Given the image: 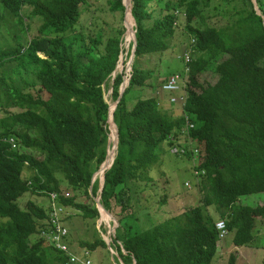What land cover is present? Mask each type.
Wrapping results in <instances>:
<instances>
[{
	"label": "trees",
	"instance_id": "obj_1",
	"mask_svg": "<svg viewBox=\"0 0 264 264\" xmlns=\"http://www.w3.org/2000/svg\"><path fill=\"white\" fill-rule=\"evenodd\" d=\"M90 1L0 0V264H66L63 251L42 236L53 228L52 192L69 208L67 228L74 209L97 226L99 179L93 177L108 154L106 87L119 99L113 110L119 143L100 201L117 218L121 263L212 264L229 233L233 244L247 246L264 220V201L243 202L264 192V1L257 0L258 14L253 0H132L137 46L128 72L117 71L127 31L124 0H108L107 35L103 29L77 34L79 23L95 17ZM212 10L227 22L214 24ZM180 31L190 36L183 44L194 40L181 50L183 67L154 84V70L138 59L166 52ZM129 48L131 54L133 41ZM174 75L185 82L184 98L164 88ZM145 86L157 87L154 93L168 95L172 111L183 113L170 115L154 96L129 103L131 92ZM167 150L192 164L201 198L142 226L129 210L133 193L166 179L159 165ZM27 194L48 196L49 203L29 197L24 208ZM221 219L224 238L216 227ZM99 245L106 246L101 236L72 250L87 249L91 258ZM228 264H237L236 254Z\"/></svg>",
	"mask_w": 264,
	"mask_h": 264
},
{
	"label": "rangeland",
	"instance_id": "obj_2",
	"mask_svg": "<svg viewBox=\"0 0 264 264\" xmlns=\"http://www.w3.org/2000/svg\"><path fill=\"white\" fill-rule=\"evenodd\" d=\"M130 1V0H129ZM128 0H124V2L128 3ZM264 1V0H263ZM90 10L93 12L95 17L93 19L85 20L79 23V28L75 32L80 34L81 31L87 33L88 35H94L97 30L103 29L106 30V35L109 25H106V19H109L108 15V0H91L89 2ZM225 8V7H223ZM210 15L212 16L213 23L217 25H221L227 22L226 18L223 17L220 10H212ZM127 18V19H126ZM229 18V16L227 17ZM111 19V18H110ZM130 22V18H129ZM113 23V22H112ZM111 23V25H112ZM123 23L126 24L129 28L128 31L125 32L124 37V47L125 50L122 52L120 56V61L118 63V70L122 71L123 68L128 67L127 72L132 69V64L134 62V55L128 53L130 49V44L132 43L135 36V26L136 23L134 21V30L132 28L133 25L128 24V15L123 19ZM105 24V25H104ZM131 26V27H130ZM35 30H38L37 26H34ZM131 29V30H130ZM129 31H131L132 35H130ZM184 31V30H182ZM186 37H190L188 34H183L181 31L177 33V36L174 38L172 42V46L170 49L166 50V52L162 54H149L144 55L140 59H138L139 63L146 68H150L154 70V76H151V81L155 84L158 83L163 75L165 77L170 74L180 70L183 67V59L180 58L182 48L188 46L189 48L193 45L194 40L190 38L187 43H182V40ZM106 38V37H105ZM187 53V52H186ZM189 54V53H188ZM162 55V56H161ZM116 73V72H115ZM128 81L127 78H124ZM122 87V86H121ZM157 87H137L135 88L131 94L129 95L130 102L132 103L134 100L138 99L139 96L149 97L154 96L156 100L159 101V105L164 107L165 110L168 111L170 115H181L183 112L179 111V109H175L172 111L170 107V102L167 100L168 93L166 98L158 96L154 93ZM105 98L110 103V106L115 105L116 101L112 99V88H105ZM179 97H182V90H178L175 92ZM182 106H180L181 108ZM111 123L110 131H109V139H108V149L113 148L114 145V126ZM185 137V135H181ZM189 148L191 147L189 143L184 142ZM112 152V151H111ZM111 155V154H110ZM109 160V159H108ZM197 159V163H198ZM162 163L159 165L162 171L166 173V179L162 178L158 182V185L151 182V184H141L140 187L136 189L137 192L133 193V200L131 204V209L129 210L135 215L140 216L141 225L149 226L152 223H155L162 218H167L170 216L178 215L189 208L191 206L197 205V197L200 198L198 193V187L194 186V182L196 181V177L192 171V164L187 160L177 159L174 155H172L168 150L162 157ZM106 163V161H105ZM103 164L102 168L99 169L95 176V180L99 179V189L98 195L95 196V200L100 196V188L103 182L102 180V169L105 166ZM158 166V165H157ZM29 175L28 173H26ZM153 174V172H152ZM190 182L191 186H187L185 183ZM151 186V187H150ZM156 187V188H155ZM65 188V187H64ZM66 189V188H65ZM144 189V190H143ZM157 189V191L155 190ZM188 196V199L186 198ZM33 198L37 203L43 206H47L49 203L48 196H32L31 194H27L25 199H21L22 207L25 208V202L27 198ZM245 197V196H243ZM258 200V201H257ZM255 201V202H254ZM264 201V192L259 194H254L248 197L243 198V202L256 205L258 202ZM147 209V211L145 210ZM69 210V209H68ZM120 208H117L119 211ZM72 212V211H71ZM106 212V211H105ZM112 213V214H111ZM106 214L101 209L100 218L96 220L97 226H93L92 224H88L85 220L82 219L78 210L74 209L73 215L71 218H68L66 223L69 229V240L77 250L83 248L81 246V241H95L98 237H102L106 242V246L99 245L94 250L91 251V260L93 264H121L119 256L117 254V247L114 244V224H118L117 221H113L115 215L113 212ZM108 214V215H107ZM116 218V217H115ZM117 219V218H116ZM103 225V229L105 228V232H101L100 228ZM99 228V229H98ZM255 237L253 242L248 244L247 246L238 247L232 243L233 234L229 233L226 237V246L221 247L219 253L216 254L214 261L212 264H228L230 255L236 254L237 256V264H264V220H261L257 223V227L255 229ZM112 238V240H111ZM106 240H111V247L114 252L111 251L109 245Z\"/></svg>",
	"mask_w": 264,
	"mask_h": 264
},
{
	"label": "built area",
	"instance_id": "obj_3",
	"mask_svg": "<svg viewBox=\"0 0 264 264\" xmlns=\"http://www.w3.org/2000/svg\"><path fill=\"white\" fill-rule=\"evenodd\" d=\"M185 59L187 62L190 61V55L188 53L185 54ZM180 77V75H174L172 77H169L170 79L166 82L164 88H167V90H174L175 92H177L178 90H182L183 92L185 82L181 80ZM182 97L184 98V95H182ZM175 99L176 98H173L172 100ZM59 196L60 195L56 192L50 193L52 209L50 212L49 222L52 223L53 228L48 227L47 232H45V230L42 232V236L47 240L48 244L53 243L57 248L63 251V253L67 257L66 264H93L90 258L89 250L84 249L83 252L79 254L71 249V246L67 241L69 229L63 223V219L68 214L69 208L66 205L57 203ZM62 196L68 197L70 196V192L63 191ZM217 228L219 230L220 238H224L228 233L225 221H218Z\"/></svg>",
	"mask_w": 264,
	"mask_h": 264
},
{
	"label": "water",
	"instance_id": "obj_4",
	"mask_svg": "<svg viewBox=\"0 0 264 264\" xmlns=\"http://www.w3.org/2000/svg\"><path fill=\"white\" fill-rule=\"evenodd\" d=\"M254 1V3H255V7H256V9H257V11H258V14H262V11L260 10V8L257 6V0H253ZM124 4H125V7H126V15H128L129 13L131 14V16H132V18H133V15H132V0H130L129 1V4L128 3H126V2H124ZM127 19V18H126ZM133 20H135L134 18H133ZM127 26V25H126ZM129 30V28H128V26H127V31ZM136 46H137V37H136V32H135V36H134V39H133V50H132V53H133V55H135V50H136ZM125 87H126V83H124L123 84V88H122V90L121 91H123L124 92V90H125ZM122 92V93H123ZM118 101H119V99L116 101V104H115V107H116V105H117V103H118ZM114 107V108H115ZM110 113H111V117H110V127H112L111 126V123L113 122L114 123V134H115V142H114V145H113V148H112V151H113V154H114V157H113V159H112V162H111V164L109 165L108 163H109V158H110V151H108V154H107V157H106V159H105V161H106V164L105 165H107L108 167L103 171V175H102V178H103V182H102V184H101V188H100V190H101V192H102V189H103V187H104V179H105V171L107 170V169H109L112 165H113V162H114V160H115V158H116V154H117V150L116 149H118V143H119V132H118V126L116 125V123L114 122V112L113 111H111V109H110ZM110 137V136H109ZM105 161H104V163H105ZM105 167V166H104ZM98 172H96L95 173V175H94V177H93V181H95V176H96V174H97ZM100 198H101V196L98 198V199H96V203H97V207L99 208V210H100V212H101V209L102 210H105L108 214H110L111 213V211H109L108 209H106L105 207H104V205L101 203V201H100ZM112 214V213H111ZM117 219L114 217V222L116 221ZM116 222H115V224H114V231H116ZM107 241V244L109 245V246H111V241L110 240H106ZM122 264V263H121ZM135 264H136V262H135Z\"/></svg>",
	"mask_w": 264,
	"mask_h": 264
},
{
	"label": "bare ground",
	"instance_id": "obj_5",
	"mask_svg": "<svg viewBox=\"0 0 264 264\" xmlns=\"http://www.w3.org/2000/svg\"><path fill=\"white\" fill-rule=\"evenodd\" d=\"M129 1V0H128ZM128 4H129V2H128ZM129 18H130V22H129ZM134 20H133V18H132V16H131V14L129 13L128 14V24L130 25H133L134 26ZM133 26H132V28H133ZM131 27V26H130ZM131 30V29H130ZM129 33H130V35H132V33H131V31H129ZM114 107H115V105H112L111 106V111H113L114 110ZM113 123V122H112ZM112 125H114V123L112 124ZM114 142H115V137H114ZM111 151H112V149H111ZM113 157H114V154H113V151H112V154L110 155V158H109V165L111 164V162H112V159H113ZM108 166L107 165H105V167L102 169V172L107 168ZM103 212L106 214V212H105V210H103ZM108 215V214H107Z\"/></svg>",
	"mask_w": 264,
	"mask_h": 264
},
{
	"label": "crops",
	"instance_id": "obj_6",
	"mask_svg": "<svg viewBox=\"0 0 264 264\" xmlns=\"http://www.w3.org/2000/svg\"><path fill=\"white\" fill-rule=\"evenodd\" d=\"M187 199H188V196L186 197ZM200 198H201V196H200ZM199 197H197V203H199V199H200ZM39 204V203H38ZM187 209V208H186ZM215 207H211L210 206V208H209V211L213 214L214 212H215ZM72 249L73 250H75L76 251V248L74 247V246H72ZM82 249V248H81ZM81 249L80 250H77L78 252H80L81 251Z\"/></svg>",
	"mask_w": 264,
	"mask_h": 264
},
{
	"label": "clouds",
	"instance_id": "obj_7",
	"mask_svg": "<svg viewBox=\"0 0 264 264\" xmlns=\"http://www.w3.org/2000/svg\"><path fill=\"white\" fill-rule=\"evenodd\" d=\"M133 55V54H132ZM182 95H185V90L182 92ZM106 164V163H105ZM104 168V167H103ZM103 175V174H102ZM102 180H103V178H102ZM100 196H101V190H100ZM99 196V197H100ZM101 199V198H100ZM101 213V212H100ZM221 220H223V219H221ZM218 221H220V220H218ZM217 221V222H218ZM224 221V220H223ZM217 222H216V227H217ZM226 223V222H225ZM113 232H114V230H113ZM228 234V233H227ZM111 241V240H110ZM111 244V243H110ZM109 248L111 249V251H113L114 252V250H113V248L111 247V246H109ZM122 264H124L123 262H122Z\"/></svg>",
	"mask_w": 264,
	"mask_h": 264
}]
</instances>
